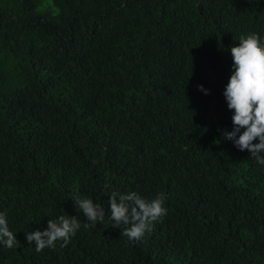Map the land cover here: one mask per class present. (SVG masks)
<instances>
[{
    "label": "trees",
    "instance_id": "trees-1",
    "mask_svg": "<svg viewBox=\"0 0 264 264\" xmlns=\"http://www.w3.org/2000/svg\"><path fill=\"white\" fill-rule=\"evenodd\" d=\"M252 33L264 0H0V264H264V166L221 135ZM129 191L165 197L141 241L85 227L77 197ZM61 215L76 235L36 252Z\"/></svg>",
    "mask_w": 264,
    "mask_h": 264
},
{
    "label": "clouds",
    "instance_id": "clouds-1",
    "mask_svg": "<svg viewBox=\"0 0 264 264\" xmlns=\"http://www.w3.org/2000/svg\"><path fill=\"white\" fill-rule=\"evenodd\" d=\"M230 52L233 71L224 96L228 109L233 111V128L221 135L238 150H247L250 157L264 166V45L261 37L252 33L247 37L241 36L238 45L232 46ZM198 90L208 94L203 85H198ZM164 202L162 194L148 200L136 191L113 192L108 201L109 212L106 213L104 206L92 199L77 197L74 200L77 211L82 210L89 222L85 227L103 224L107 216L112 227L119 228L121 236L127 237L129 242L141 241L146 232H151L154 222L167 215ZM6 215L0 212V244L8 249L19 247ZM80 226L78 216L61 215L57 219H49L46 230L32 231L25 236L30 245L34 242L36 252H42L46 248H55L58 241H62L60 247H66Z\"/></svg>",
    "mask_w": 264,
    "mask_h": 264
}]
</instances>
